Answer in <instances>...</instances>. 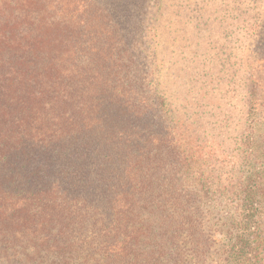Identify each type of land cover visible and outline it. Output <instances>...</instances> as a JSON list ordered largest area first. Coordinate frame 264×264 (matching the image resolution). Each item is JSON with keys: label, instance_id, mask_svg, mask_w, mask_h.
<instances>
[{"label": "trees", "instance_id": "1", "mask_svg": "<svg viewBox=\"0 0 264 264\" xmlns=\"http://www.w3.org/2000/svg\"><path fill=\"white\" fill-rule=\"evenodd\" d=\"M221 33L243 128L224 164L173 107L178 65L222 71ZM263 101L264 0H0V264H264Z\"/></svg>", "mask_w": 264, "mask_h": 264}, {"label": "rangeland", "instance_id": "2", "mask_svg": "<svg viewBox=\"0 0 264 264\" xmlns=\"http://www.w3.org/2000/svg\"><path fill=\"white\" fill-rule=\"evenodd\" d=\"M224 25L223 22L221 30ZM242 27V22L235 25V28L239 30ZM163 32L165 37L167 29L164 28ZM223 34L217 35L219 39L216 48L210 45L208 50L209 54L215 58L212 64L208 65L209 74L219 71L220 68L222 71L214 76L210 75L211 77L198 80L195 77L197 64H195L196 70L194 72L190 70L187 77H184L185 73L178 65L177 77L174 79V83H176L174 91L176 89L177 94L173 101L174 114L179 120V126L182 123L190 128L194 135L193 138L196 139L195 145L203 148L204 159L221 164L231 162L232 157L237 154L240 133L243 129L239 94L241 87L239 43L233 44L234 47L231 50L228 49L232 45L224 48L222 45L225 43ZM239 34L242 35V32ZM167 44L165 38L161 47L165 59L169 56ZM225 50L230 51L229 54ZM194 63L197 62L192 64ZM214 87L215 90H213ZM258 108L264 112V106L261 105ZM251 136L255 139L254 150L260 151L264 146L262 143L264 141V124L260 123L255 127ZM231 167L233 166H229L230 169Z\"/></svg>", "mask_w": 264, "mask_h": 264}]
</instances>
